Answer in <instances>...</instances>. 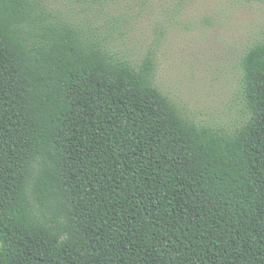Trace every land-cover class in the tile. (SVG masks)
I'll return each mask as SVG.
<instances>
[{
  "label": "trees",
  "instance_id": "trees-1",
  "mask_svg": "<svg viewBox=\"0 0 264 264\" xmlns=\"http://www.w3.org/2000/svg\"><path fill=\"white\" fill-rule=\"evenodd\" d=\"M155 74L45 0H0V264H264V42L232 133Z\"/></svg>",
  "mask_w": 264,
  "mask_h": 264
},
{
  "label": "rangeland",
  "instance_id": "rangeland-1",
  "mask_svg": "<svg viewBox=\"0 0 264 264\" xmlns=\"http://www.w3.org/2000/svg\"><path fill=\"white\" fill-rule=\"evenodd\" d=\"M133 62L151 53L155 84L182 115L234 132L248 119L241 60L264 42V0H45Z\"/></svg>",
  "mask_w": 264,
  "mask_h": 264
}]
</instances>
